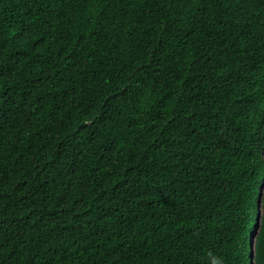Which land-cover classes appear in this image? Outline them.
I'll return each instance as SVG.
<instances>
[{
	"label": "trees",
	"instance_id": "obj_1",
	"mask_svg": "<svg viewBox=\"0 0 264 264\" xmlns=\"http://www.w3.org/2000/svg\"><path fill=\"white\" fill-rule=\"evenodd\" d=\"M0 264H264V0H0Z\"/></svg>",
	"mask_w": 264,
	"mask_h": 264
},
{
	"label": "snow or ice",
	"instance_id": "obj_2",
	"mask_svg": "<svg viewBox=\"0 0 264 264\" xmlns=\"http://www.w3.org/2000/svg\"><path fill=\"white\" fill-rule=\"evenodd\" d=\"M261 218V213H260V210H259V202H258V208H257V222L259 223V220Z\"/></svg>",
	"mask_w": 264,
	"mask_h": 264
},
{
	"label": "clouds",
	"instance_id": "obj_3",
	"mask_svg": "<svg viewBox=\"0 0 264 264\" xmlns=\"http://www.w3.org/2000/svg\"><path fill=\"white\" fill-rule=\"evenodd\" d=\"M262 186H263V185H262ZM262 186H261V187H262ZM250 262H251V260H250Z\"/></svg>",
	"mask_w": 264,
	"mask_h": 264
}]
</instances>
